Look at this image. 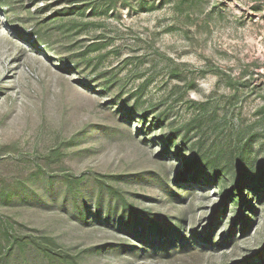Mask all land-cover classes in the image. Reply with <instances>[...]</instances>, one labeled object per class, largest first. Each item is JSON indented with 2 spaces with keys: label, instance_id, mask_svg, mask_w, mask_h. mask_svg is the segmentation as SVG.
Returning a JSON list of instances; mask_svg holds the SVG:
<instances>
[{
  "label": "rangeland",
  "instance_id": "1",
  "mask_svg": "<svg viewBox=\"0 0 264 264\" xmlns=\"http://www.w3.org/2000/svg\"><path fill=\"white\" fill-rule=\"evenodd\" d=\"M105 1L0 0V264H264V0Z\"/></svg>",
  "mask_w": 264,
  "mask_h": 264
},
{
  "label": "trees",
  "instance_id": "2",
  "mask_svg": "<svg viewBox=\"0 0 264 264\" xmlns=\"http://www.w3.org/2000/svg\"><path fill=\"white\" fill-rule=\"evenodd\" d=\"M117 0H106V6L114 5ZM128 0H121V2H127ZM97 9V7H96ZM172 138H169L166 144H170ZM186 172H193V165L190 163H186ZM215 168V166H212ZM240 171V170H239ZM213 172V173H212ZM211 178L208 181L210 184H217L219 189L222 190V194L225 195L224 200L221 204V212H224L227 206L232 207L231 211V221L232 228L228 231V239L234 237V233L236 231V226H239L241 230H245L250 223V219L247 217V213L251 212L254 215L255 208L251 206L252 196H257L260 201V196L264 192V181L255 182L253 180V176L250 173H244L242 170L238 173L237 171H229L227 174L218 173L219 171L212 170ZM205 177V176H204ZM203 177V178H204ZM202 178L201 175H197L196 179ZM246 212V213H244ZM244 213V214H243ZM218 224V218H215V221L211 224L212 227ZM178 228H180V224H177ZM158 232V233H157ZM210 232V231H209ZM164 235L163 231L157 227L156 230L153 229L148 230L144 226H142V232L136 233V238L142 239L146 244L150 245L152 248L156 249L158 247L166 249V244L168 243V239H160L161 236ZM179 235V239L181 240V244H183V237H181L180 232H177V236ZM212 234L209 233V238L207 241L210 243V238Z\"/></svg>",
  "mask_w": 264,
  "mask_h": 264
}]
</instances>
